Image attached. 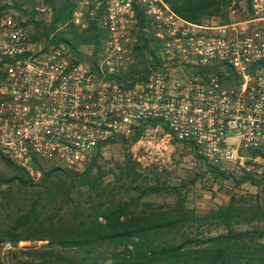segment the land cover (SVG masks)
<instances>
[{
    "label": "built area",
    "instance_id": "built-area-1",
    "mask_svg": "<svg viewBox=\"0 0 264 264\" xmlns=\"http://www.w3.org/2000/svg\"><path fill=\"white\" fill-rule=\"evenodd\" d=\"M74 2V27L95 20L104 32L94 55L93 45L35 38L27 16L0 12V164L77 170L141 126L220 169L243 166L252 150L264 158V0L232 7L227 22L190 21L164 0ZM34 11L50 21V6ZM152 34L173 64L128 76L139 36ZM20 243L0 239V264Z\"/></svg>",
    "mask_w": 264,
    "mask_h": 264
},
{
    "label": "trees",
    "instance_id": "trees-1",
    "mask_svg": "<svg viewBox=\"0 0 264 264\" xmlns=\"http://www.w3.org/2000/svg\"><path fill=\"white\" fill-rule=\"evenodd\" d=\"M35 1L20 0L10 5L1 4L0 12L14 8L27 16L25 24H32L35 38H50V42L56 44L63 42L73 51L83 45H93V55L95 54L104 32L95 20H90L85 29L74 27L70 22L74 0H41L52 10L48 23L35 20ZM164 1L178 15L190 21H201L210 16H220L226 20L227 8L235 0ZM25 4L30 7H24ZM137 17L138 25L142 28L145 17L140 11L137 12ZM158 42L159 39L153 34L139 36V43L134 48L136 63L128 70V76L138 74L141 77L148 66L159 63L155 50L157 46L154 48L151 45H157ZM146 62L148 64L141 69L140 64ZM139 132L137 129L134 140ZM99 150L81 172L61 167L44 169L40 165L35 166L41 173L39 184L44 190L54 175L66 178L63 180L64 202L72 201L71 193L76 186H87V191L90 192L88 198L92 200L91 192H94L98 199L86 209L81 210L75 205L70 218L60 215L57 223H50L43 228L29 224V217L35 216L34 206L30 213L19 216L11 228L0 232V239L13 241L47 239L38 248L27 250L26 254L31 258L22 264H264V243L257 241L264 235V229L236 228V225L264 221V205L258 199L237 202L235 196H232L225 206L199 215L184 208L181 202L164 210H153L148 202L142 203L143 207L140 208L143 197L161 189L179 194V186L168 185L161 188L156 184L140 182L136 162L128 158L118 166L112 190L106 193L105 188L101 187V178L105 173L96 163ZM251 153L255 155L257 151L252 150ZM4 163L14 169L15 173L10 176L0 173L1 199L8 195V191L1 190L2 185L8 186L16 181L27 184L33 181L24 168L7 160ZM207 164L214 176L228 177L218 166ZM93 168L96 170L95 174ZM246 180L258 183L249 174L243 175L239 182ZM117 186L124 188L128 200L114 196L113 190ZM131 192L136 194L130 195ZM5 203L4 199L0 204ZM212 226L222 227L224 231L209 234ZM203 227H206L208 234H204ZM20 229L26 230V233L19 231Z\"/></svg>",
    "mask_w": 264,
    "mask_h": 264
},
{
    "label": "rangeland",
    "instance_id": "rangeland-1",
    "mask_svg": "<svg viewBox=\"0 0 264 264\" xmlns=\"http://www.w3.org/2000/svg\"><path fill=\"white\" fill-rule=\"evenodd\" d=\"M20 0H0L1 4H13ZM37 5L44 4L41 0L35 1ZM249 0H235L231 2L227 8V18L222 19L220 16L205 17L202 20H213L219 22H227L230 19L229 11L232 7H237L240 10L248 8ZM24 7L29 8V4ZM5 11L19 13L14 8H7ZM42 18V17H41ZM156 50L159 57V63L173 64L174 60H168V55L164 53L161 42L151 44ZM83 51L89 50L86 47H80ZM150 60V59H148ZM158 63V64H159ZM148 62L140 64L141 69ZM139 136L134 140L133 136L136 131L128 138L114 140L104 145L96 158L97 166H100L105 175L101 178V187L105 188V192L112 190L114 179L118 174V166L130 158L136 162V171L140 174L139 181L144 184H156L165 188L166 186H179V194L161 191L143 197L140 200V208L142 203L148 202L153 210L166 209L176 202H181L184 208L193 211L199 215L207 213L210 210L220 206H225L230 201L232 196H235L237 202H252L256 199L264 205V158H256V154L248 153L251 157L247 159L244 165L238 163L229 164L224 170L228 177H216L209 170L207 162L199 156L189 145L175 140L163 138V132L158 129L154 130L151 126H141L139 128ZM96 151L91 155L90 159L77 170L81 172L89 163L91 158L95 156ZM95 167V166H94ZM96 168V167H95ZM96 170L93 168V174ZM0 173L10 176L15 173V170L5 165L0 164ZM249 174L256 184L250 180L240 181L243 175ZM41 173L33 172L31 177L32 183L21 184L19 181L13 182L10 185H2L1 190L8 191L5 204H0V232L11 228L17 221L19 216L31 212L32 207H36L35 216L29 217V224L38 227H45L50 223H57L59 216L71 217L74 206L86 209L90 203L97 202L98 197L94 192L93 199L88 198L89 190L87 186H76L71 195L72 201L64 202L63 190L65 185L63 180L66 178L63 175H54L51 181L47 183V188H44L40 183ZM116 198L128 200L123 187H118L113 190ZM136 193L131 192L130 195ZM28 228V227H26ZM204 234H208L206 227ZM239 229H264V221H254L249 225H236ZM19 231L26 233L24 229ZM222 227H211L209 234H217L223 232ZM31 234V233H29ZM13 241V240H12ZM20 245L12 252L10 264L29 261L31 257L26 254L27 250L38 248L47 242V239H22ZM14 241V242H18ZM258 242L264 243V235L257 239ZM120 250V248H119ZM80 253V252H79Z\"/></svg>",
    "mask_w": 264,
    "mask_h": 264
}]
</instances>
